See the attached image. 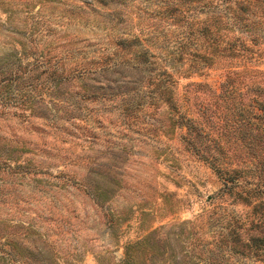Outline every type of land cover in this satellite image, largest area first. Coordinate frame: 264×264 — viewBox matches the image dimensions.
I'll return each mask as SVG.
<instances>
[{
	"label": "rangeland",
	"instance_id": "1",
	"mask_svg": "<svg viewBox=\"0 0 264 264\" xmlns=\"http://www.w3.org/2000/svg\"><path fill=\"white\" fill-rule=\"evenodd\" d=\"M0 264H264V0H0Z\"/></svg>",
	"mask_w": 264,
	"mask_h": 264
}]
</instances>
